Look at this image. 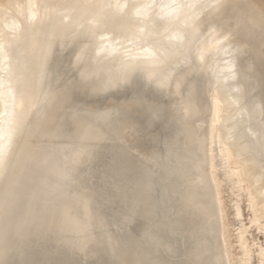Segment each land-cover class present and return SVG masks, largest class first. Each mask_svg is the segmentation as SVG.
<instances>
[{
	"label": "bare ground",
	"instance_id": "obj_1",
	"mask_svg": "<svg viewBox=\"0 0 264 264\" xmlns=\"http://www.w3.org/2000/svg\"><path fill=\"white\" fill-rule=\"evenodd\" d=\"M2 1L0 0V183L11 173V163L24 145V136L29 132L31 134L35 131L39 132L38 130L46 122H49L50 133L54 134L62 129L64 131L65 121L75 119L76 114H79L78 121L79 118L86 119L91 125L95 122L109 123L111 116L118 114L116 126L124 130L129 128L132 133L144 131L145 134V130L148 131L149 128L153 130L158 128L154 130L156 135L154 139L149 137L153 136V130L152 134L151 129L148 131V138L152 139L150 142L153 146L154 144L162 146L158 148L157 153H154V147L153 153H150L151 145H148L149 149L147 148L149 152L141 150L143 147L136 150L137 156H146L148 163L144 165L141 175L131 174V177H134L133 186L123 195L129 196L130 204L129 207L123 205L122 211L126 212L129 209L130 212H136L135 201L139 200L144 207L148 208L145 203L150 204L154 199L151 206L148 205L151 208L146 210L149 214L144 218L150 226L160 222L161 232L165 230L164 234L169 233V230L172 231L169 234L170 237L168 234L163 235V237H169L167 240L171 242L167 241V243L166 240L158 239L161 243L164 241L165 246L171 245L173 248L178 238L188 240L190 244L187 243L186 249L181 253V257L184 256L182 258L186 257L187 260V262L182 261L183 264H227L221 238V215L217 190L210 173V139L212 130H216L227 161L241 168L242 175H239L237 171L235 174L240 182L247 183L255 221L264 219V112L258 101L245 102L242 83L245 77L252 75L253 61L259 64L264 77V3L259 0H209V3L205 5L210 4V7H215L214 14L216 12L217 15L215 14V17L212 14L213 21L211 22L210 19L207 23L209 28L205 27V31L199 32L198 39L195 36L197 40L194 39V35L192 36L195 41L194 44L191 43L193 44L191 48L188 42L191 40L189 36L192 33L186 32V35H182L184 29L175 27L197 25L203 20L207 10L202 12L205 9L204 6L203 10H200L205 15L203 16L201 12L199 14L200 6H195L197 0H147L151 3H143L144 0ZM183 6L185 8L178 11ZM210 10L209 8L208 12ZM236 18L246 23L244 27L258 30V34L253 42L248 43L250 40L242 39L243 35L240 32L243 41L239 44L247 50L237 49L238 51L234 53L235 49L231 51L226 43L225 46L228 49H224V45L220 46L224 49V53L217 59L216 55L212 54L215 50L210 52V49L214 44L221 43L230 30L237 32L236 35L233 34V37L237 38L239 34L237 28L228 27L231 24L229 22ZM166 25H172L173 27H170L173 30L162 31L164 29L162 27ZM225 26L229 28V31H226ZM157 30L159 31L156 32ZM211 31H215L214 33L217 31L218 34L209 36ZM205 33L208 34L205 36ZM194 34H196L195 31ZM186 43L190 48L183 46L184 57L177 64H172L178 53H174L175 47L180 44L178 48H183L182 45H187ZM117 46L124 48V51L116 49ZM217 46L214 49H220ZM239 51L242 55L241 52L239 55L236 54ZM194 53H196L195 61L191 58V62H194L191 65L188 58ZM210 57H213L216 62H213L214 59ZM179 67H183L184 70L178 72ZM55 69L58 71L54 72ZM60 81L67 82L63 89L60 91L49 89L51 82ZM88 83L91 84L88 92L90 94L96 92L99 96L98 100L94 104H87L84 107L85 110L80 107L81 100H77L73 105L68 106L70 115L64 121L63 117L69 112L66 113L62 109V103L72 86L84 91L83 85ZM43 84L45 89L40 92ZM161 97H165L164 101L169 99L168 104L161 103V105ZM161 100L163 101V98ZM125 102L128 109L131 107L128 103H133L132 106L135 107L146 105V102L150 103L148 107L138 108L137 116L142 117L144 127L138 126L135 120L127 119V112H123ZM161 128L164 130L163 133H167L163 134ZM72 142L59 144L48 141L50 151L45 158L48 163L46 176L66 228L74 233L76 238L78 236L84 239L83 233L89 230L88 215L91 197L84 190L87 176L81 172V168L76 166V163L80 160L79 162L91 165L94 163L97 149L95 145L86 143V146L80 148L81 155L74 162L67 154ZM40 157L43 155L38 153L30 159L34 161ZM134 165V161L124 162L123 180L127 174L132 173ZM152 189L153 195L150 191ZM144 213L145 211H142L140 216ZM158 217L160 220L155 221ZM159 224L156 225L157 229H160ZM173 230L176 232L174 233ZM161 232L160 234H163ZM88 235L91 234L88 233ZM88 238H85L83 242L78 240L77 245L80 246V242L85 245ZM22 240L25 243V237ZM61 240L65 241L63 238ZM76 240L74 241L77 242ZM179 240L178 244L181 241ZM35 243L33 250L36 248L38 250L40 244H36L38 246L36 247ZM18 244L20 242L16 247H14L15 244L12 246L15 248H13L15 258L19 253L16 249L19 247ZM124 244L125 242L115 240L111 243L110 251L117 257L119 264L125 262ZM49 245L51 247L49 250L54 248H52L53 245ZM62 245L66 248L64 244ZM165 246L163 250L166 249ZM171 246L170 249H172ZM12 247L7 246L8 250ZM21 247L20 253L22 255L26 253L24 256L28 257V260L26 257L25 259L30 262V257L37 252L33 251L32 255L30 253L27 256L32 251V246H28L31 251L28 249L25 253L22 250L26 246ZM70 247L71 250L68 249ZM41 248L44 246L39 249ZM68 248L67 250L72 252V246ZM14 250L11 251L14 252ZM53 250L52 253H54ZM57 250L54 251L57 252ZM93 250H90V253ZM100 250L103 251L101 248ZM168 250L169 247L165 251ZM176 250L180 252L181 248ZM42 251L38 253L41 254ZM21 254H19L20 257ZM46 254L37 257L41 259V256ZM9 255L8 257L12 256ZM86 255L83 256L86 257ZM97 255L100 260L98 258L99 261L97 260L98 263H96L99 264L104 257L99 256L98 252ZM167 255L169 253L166 252L164 258H167ZM260 256L261 264H264V250ZM8 259L13 260V258ZM37 259L31 260V264H37L39 262ZM49 259L44 260L48 262ZM64 259L62 257V260ZM72 260L69 261L71 264ZM80 260L84 262V258ZM85 260L88 259L85 258ZM95 261L90 263L93 264ZM102 262L100 264H106V261ZM111 262H114V259ZM140 264L145 263L142 261Z\"/></svg>",
	"mask_w": 264,
	"mask_h": 264
},
{
	"label": "rangeland",
	"instance_id": "obj_2",
	"mask_svg": "<svg viewBox=\"0 0 264 264\" xmlns=\"http://www.w3.org/2000/svg\"><path fill=\"white\" fill-rule=\"evenodd\" d=\"M201 1H203V0H197L198 3L196 2L195 6L199 5L200 7H202V5H203V7L202 8L199 7L198 10H200V9L203 10V8L205 6V9L202 12H206V10H207L206 14L209 17L207 15H205V13H202L201 10L198 11L197 9H195V11H198L199 14L202 13L203 16L205 15L204 16L205 18L201 15V17H203L202 18L203 20H201L200 23H198L197 25L191 24L189 26H177V27H175L176 25L172 24L175 28L184 29V31H182V29H181L182 35H186L185 34L186 32H187V34H188V32L190 34L192 33L190 35L191 37L188 35L189 40L191 38L190 42H188V44L190 43L189 46H191V48H192V45L194 44V41L198 39V37H199L198 33L200 32V30L205 31L206 29H208L209 26L207 25V23L209 22L210 19L212 22L213 18H214L213 16L216 17V15H217L216 12H215L216 15L214 14L215 7L214 8L210 7L211 6L210 4L205 5L206 3H209V0H204L203 2H201ZM143 3H151V1L144 0ZM207 7H209L213 12L211 10L208 12L209 8L207 9ZM183 8H185V6L178 9V11L182 10ZM212 14H214V15L212 16ZM206 19H208V20H206ZM204 22H205V24H204ZM172 25H166V26L162 27V28H164V29H162V31H167V30L169 31L170 29L173 30V28H171V27H173ZM204 25H206V26H204ZM192 26H194V27H192ZM195 26L199 27V28L197 29ZM205 27H207V28L205 29ZM228 27L230 28V26H228ZM228 27L226 26V28H227L226 31L229 29ZM189 28H190V31H189ZM193 28H196V29L193 30ZM235 28H237V27L234 26L232 29H235ZM158 31L159 30H157L156 32H158ZM160 31H161V29H160ZM194 31L196 34H194ZM221 31H222V29H221ZM223 31L225 32V30H223ZM233 31L234 30H232V31L230 30L229 31L230 33L226 34L227 38L229 36V38H228L229 40L225 39L226 38L225 37L221 41V43L220 42L217 43L218 46H217V44H214L213 47L210 49V52L215 50L214 52H212V54L216 55L215 57L217 59L223 56L224 49L229 48V49H231V51H232V49H235V51H233L234 53L236 51H238L237 50L238 48H234L235 45H237L236 47H240L241 50H244L245 47H243V46L241 47V45L239 44L242 41L241 37L243 34L240 35L241 33L238 31L239 34H237V36H236L237 38H234L233 34L236 35L237 32L234 31L235 32L234 33ZM183 32H184V34H183ZM214 32L215 31L209 32V36H211V35L214 36V34L216 35L217 31H216V33H214ZM221 33H223V32H221ZM230 34H231V36H230ZM193 35H194L195 40L192 39ZM197 35H198V37H197ZM195 36L197 39L195 38ZM230 37H232V38H230ZM204 38H207V37H204ZM239 38H240V40H239ZM242 39H246L245 41L250 40V38L245 37L244 35H243ZM201 41H203V40H201ZM249 42L250 41H248V43ZM191 43H193V44H191ZM226 43L227 44L230 43L231 45H233L232 46L233 48L229 44L226 45V46H228V48H226V46H225ZM188 44L182 45V47L183 46L189 47ZM179 45H177V46L179 47ZM222 45H224V49L222 48L223 50L221 49V47H223ZM216 46L217 47L221 46V47H220V49H218V48L214 49V48H216ZM119 47L117 46L116 49ZM178 47H175L174 53H176V52H178V53L176 56L177 58L175 57L172 64H177V62L180 61L182 59V57H184V55H183L184 47L183 48H181V47L178 48ZM119 49L122 52L124 51V48H122V47ZM121 49H123V50H121ZM245 49L247 50V48H245ZM221 50H222V52H221ZM220 52L222 55L220 54ZM240 52L241 51L237 52L236 54L239 55ZM230 53H232V52H230ZM240 54H242V52ZM195 55H196V53H194L193 55H191L190 58H188V60H190L189 62L191 63V65L194 63V62H191V60L194 58ZM214 55H213V57H214ZM218 55H219V57H218ZM228 55L231 56V54H228ZM213 57L212 58L210 57V58L213 60L214 59ZM193 61H195V58ZM214 61H215V59L213 60V62ZM217 64H219V63H217ZM183 70H184L183 67H179L177 71L182 72ZM57 71H58L57 69L54 70V72H57ZM242 83L244 86L243 96H244V100L246 103H251L252 101L260 99L259 98L260 95L258 93H255L257 91L253 92V90L255 89L254 88L255 85H253L252 82H250L251 83L250 84L248 79H247V80H244ZM66 84H67L66 81H60L58 83L51 82L49 89H52L53 91H60L61 89H63L66 86ZM90 85H91L90 83L84 84L83 89H82L84 91H80L78 87L72 86L70 93L68 94V96L66 97V99L62 103L63 104L62 109H64L66 113L69 112L70 110L67 109L68 106L73 105L77 100H81V106L80 107L81 108L83 107V109H84V107H86L87 104L88 105L94 104L98 100L99 96L96 92L91 93V94L88 92L89 88L91 87ZM251 87H253V88H251ZM44 89H45V86L43 84L40 88V92H43ZM54 93H56V92H54ZM251 94H252V97H251ZM175 96H177V95H175ZM162 98L164 101L165 97H161V99ZM161 99H160V104L161 103L162 104H168V102L170 101L169 99H167L163 102ZM174 100H175V98H174ZM149 104L146 102V105L143 104L140 107L136 106L137 107L136 108L135 106H132V105H134L133 103H131V104L128 103V106L129 105L131 106L128 109V107L126 106L127 102H125V104H124L125 108L123 109V112L124 113L127 112V119L130 118V120H135V123L138 126L144 127V122L141 119L142 117L137 116V114H138L139 109H142L146 106L148 107ZM69 115H70V112L67 113V115L63 117V120L67 119V117ZM78 115L79 114H76L75 119H68L66 121L64 120L65 121V126H64L65 130L64 131L62 129V131H58L54 134H51L50 133V126H48L49 122H46L43 125V127L38 130L39 132L35 131V133H33V134H31L30 132L28 134H26L23 138V141H24L23 144L24 145H23L21 151L16 155V157L13 160V163H11V173L8 176H6L2 180V183L0 184V220L3 218L16 220L18 217H20L19 219L16 220L17 223L15 225H13L12 228L10 227L4 231L0 230V237H1L0 243L2 246H5L6 248L8 246V248H9L15 244L14 247H16L17 243L20 242V244H18L19 247L16 248L17 251L19 252V253L16 252L18 254V256H16V257L17 258L19 257L20 260H19V258L18 259L15 258V250H14L15 248L12 247L11 250L12 251L14 250V252L10 251L12 253H9V254L12 256L9 255L10 257H8V258H13V260L8 259L7 264L11 263V261L13 263V262H15V260L21 261L23 258L25 259V257H26V256H24L26 254L25 252H28V249L30 250V248H28V246L29 247L32 246V248H31L32 251L30 250L31 252H29L27 254V256L30 253H31L30 255H32L33 251L37 252V253H33L34 256L32 255V257H35V256L37 257L38 255L40 256L41 254H46V252H47V254H49V256H47V254L44 256H41V259H39L40 257L39 258L37 257L38 258L37 259V258H32L29 256L32 261L37 259L39 262L42 261L44 263L45 260L49 259V258L54 259L56 257L57 259L55 258V260H62V257L67 259L68 256H71L72 258H74V260H72V258H70L69 260H66V261L72 260L73 261L72 264H74V263L78 264V262H80L79 264H84V263L85 264H92V263H90V261H94V260H96V261L93 262V264H97L98 258L100 260V257H98V255H97V252H98V254H100L99 256L104 257L103 260L101 258V261L99 262V264L102 261L103 262L106 261L105 262L106 264H113V263L119 264L117 261V257L110 251L111 243L114 240L116 242H119V241L125 242V244H124V251H125V262H124V264H140V262H142V261L145 264H178V263L183 264L182 261H184V260L187 262V260L185 259L186 257L185 258H182L184 256L181 257V253H183V251L186 249L185 247H187L186 244L188 243V240L184 241V239L178 238V240L179 239L181 240V241L179 240L180 244H178L179 243L178 240H176L177 242L176 241L174 242V244H176V246L174 245L173 248L179 249V247H180L181 251L183 250L182 252L181 251L177 252V250L173 249L171 245L170 246L172 249H170V246L164 245L165 244L164 241L166 240V242L167 241L171 242V240H167V239H169V237L171 236L169 234L172 233V231L170 232V230H169V233H166L169 235V237H166V236L163 237V235H166V234H164V232H165L164 229L168 228V227H163L164 229H162V230H164V232H161L162 227H161V224H159L160 222H157V224L160 225V229H157L158 225L156 224V222H155V226H150V223L147 221V219L144 218V216H147L149 214L146 210L151 208L150 204L154 200L152 197L151 198L153 200L151 201V198H150V201H151L150 204L148 202H147L148 204L145 203V206H147L148 208L144 207L142 202L139 200V201H135L136 202V205H135L136 212H134V211L130 212L129 209H127L126 212H123L121 209V207H124V206L129 207V204H130L129 196L125 197L123 195H125L124 192H127L128 190L130 191L132 186H133V183H134L133 178L134 177H131V174L132 175H136V174L141 175L143 173V172H141V171H143L142 169H144V167L148 163L146 156H144V157L143 156H137L138 153L136 152V150L137 149L140 150L143 147L141 150H145L146 152H149V151H147L150 148L148 145H151L152 146L151 149L154 147L153 148V149H155L154 153H157L156 151L158 150V148L162 147L160 144H159V146L157 144H156L157 146L155 144L153 146V143L150 142L152 139H154V136H156L154 134L155 133L154 130H157L158 128H156L154 130L149 128V130L151 129L150 130L151 134H152V130H153V136L152 135L149 136L150 138L152 137V139L150 140V138H148V131L149 130L148 131L145 130V134H144V131L143 132L141 131L138 133H132L131 129H129V128L124 130L122 128H119V126H116V120H117L118 114L112 115L111 121L109 123L105 122V121L103 123L95 122V123H93V125H91V123H89L90 121H88L86 119H80L79 118V121H78ZM163 132H164V130L162 129V133ZM165 133H167V132H165ZM165 133H163V134H165ZM30 135L31 136L35 135V136L32 138ZM28 140H30L29 143H28ZM49 140L57 142L59 144H66L67 142L73 141L71 144L72 146L70 147L69 153H67L72 161H74L75 159H77L81 155V153H80L81 149L80 148H82V146H84V145L86 146V143H91L92 145H95V148L97 149L96 155L94 156V163H92L91 165H86L82 161L79 162L80 160L78 161V163H76V166L81 168V172L87 176L86 184L84 185V190H86L87 193L91 197L90 210H89V215H88V226H89L88 231L89 232L87 231L85 234H83L84 239H82L81 237H77L80 239H77L76 237H75V239H74V237L72 239V237H70L72 239L71 240L70 238L67 239L68 237H66L65 235L59 234L60 233L59 225H57L58 223L56 224V222H57V219L59 217L60 209H58V207H57V201H56L54 195L52 194V191L50 190V186L48 184V179L46 176V174H47L46 168H47L48 163H47V161H45V158L47 156L48 151H50V147L48 145ZM210 140H211L210 141V144H211L210 145V152H209L210 164H211L210 173L212 176L213 184L217 190V199H218V205H219L220 215H221V238L223 241L224 252H225V255L227 258V264H261L260 254L264 250V219H259V221L258 220L255 221L254 209L252 208L250 201H249V194L247 191V183L240 182L238 176L235 174V172L237 171L239 175H242L241 168L238 165L234 166V164H231L227 161L226 156L222 152L223 146H222V144L218 138L217 131L214 129L212 130V136H211ZM217 141H219L220 143ZM136 144H138V145H136ZM142 145H144V146H142ZM153 149L150 151V153H153L152 152V151H154ZM38 153L43 155V157L37 158L34 161H32L30 159V157H32ZM120 159H122V160H120ZM130 161H134L135 165L133 167L132 173L130 172L129 174H127L125 176V179L123 180L122 176H123L124 169H125L124 168V162H130ZM231 171H233V173ZM150 191L152 192V195H153V192H154L153 189ZM150 191H148V192H149L150 196H152ZM157 191L158 190H156V193H158ZM157 198H158V195H157ZM148 205H150V206H148ZM152 209H153V207H152ZM142 211L143 212L145 211V213L143 216H140L142 214ZM92 215H94L95 217ZM96 217H98V218H96ZM160 218H161V216H160ZM159 220L160 219L158 217V220H155V221H159ZM31 224H33V225H31ZM166 224L167 223H165V225ZM51 225H52V227L54 226L53 229H52ZM169 225L171 226V224H169ZM153 227H155V228H153ZM55 228H56V230H55ZM169 228L172 229L171 227H169ZM168 229L166 231H168ZM158 230H160V231L158 232ZM92 231H93V234H92ZM174 231L175 230H173V232ZM95 232H97V233L95 234ZM160 232L163 234H160ZM88 233H90L91 235H88ZM112 233H113V235H112ZM56 236L58 238L60 237L59 240ZM95 236L97 237V239ZM161 236L163 238H166V239L161 238ZM24 237L26 239L25 242L28 241L27 239H29V241L26 242L27 244H29L30 240L32 243L30 242V244L27 246L24 245V246H26L25 248H27V251H25V248L23 247L24 250H22V251L25 254L22 255L19 250H21L20 248H22L20 246L22 244L21 242L23 241V243H24V240H22V238H24ZM100 237L102 239H100ZM114 237H116V238H114ZM62 238H63V240L67 239V240H65L66 242L62 241L61 240ZM85 238H88V239H86V242L84 245L82 242H83V240H85ZM172 238L174 240V237H172ZM158 239L161 241L164 240L163 241L164 243L163 242L161 243V241H158ZM53 240H55V241H53ZM68 240L70 241V243ZM74 240H76L77 242H75ZM78 240L82 241L79 244L83 248L82 252L85 253L83 255H86L89 253V255H86V257L83 256L82 253L79 254L80 256L77 254V252L75 254L72 253V252H74L73 250H75V248H73V247H76L75 245H77L79 242ZM173 240H172V242H173ZM40 241H41V243H40ZM50 241H51V243H50ZM61 241L63 242L62 244H64L66 246V248L60 243ZM89 241H90V243H89ZM44 242H46V243L44 244ZM64 242L66 244L67 243L68 244L66 245ZM91 242H93V243H91ZM34 243H35L36 247H38L37 245L40 244L38 247V250H37V248L33 250V247H34L33 244ZM54 243H56L55 244L56 246L58 245L57 246L58 248L56 246L54 247ZM46 244L47 245L51 244V246L53 245L52 248L53 247L55 248V249L53 248L54 250L58 249L60 251L57 250V252H56L53 249L49 250V248H51V247L49 245L47 248ZM60 244L62 247L60 246ZM89 244H91V245H89ZM160 244L165 246L166 249L163 250V246H161ZM170 244H173V243H170ZM188 244H190V243H188ZM45 245H46V248H45ZM88 245L90 248L92 246V249H90V248L88 249ZM41 246H44V248H41V249H43V251L41 249H39ZM69 246H72V252L70 251L71 247L68 248ZM177 246H178V248H177ZM84 247L87 249L85 251H89V252H85ZM94 247H96V248L98 247V248L94 249ZM167 247H169V250L165 251V250H167ZM60 248L61 249L64 248V249L61 250ZM67 248L70 250L68 251ZM100 248L103 249V251L100 250ZM93 249L95 250V253H94ZM52 250L55 254L51 252ZM65 250H67L69 253H67V251L65 252ZM90 250H93V252L91 251V253H90ZM173 250H175L174 253H173ZM38 251H40V252L42 251V253L39 254ZM48 251H50V253ZM62 251H64L68 255L63 256V254H65V253ZM164 251H165V253H164ZM166 252L169 253V255H167L168 256L167 258L166 257L164 258V256L166 255ZM57 253L58 254L61 253V254L58 255ZM71 253L73 254V256ZM19 254H21V257H23V258H21ZM51 254H53V255L50 256ZM56 255H58V256H56ZM90 255H91V257H90ZM93 255H95V256H93ZM66 256H67V258H66ZM81 256L84 258V262H83V260H80V258L83 259ZM92 256H93V258H92ZM42 257L45 260L42 259ZM59 257H60V259H58ZM27 258L28 257H26V259ZM85 258L88 260L86 261ZM90 258H91V260H90ZM174 258H175V260H174ZM26 259L24 261H26ZM109 259H110V261H109ZM113 259H114V262H111V261H113ZM166 259L169 261H167ZM31 260H30V263L32 262ZM49 260H47V261L50 262ZM26 262H29V261H26ZM39 262H37V264H39Z\"/></svg>",
	"mask_w": 264,
	"mask_h": 264
},
{
	"label": "water",
	"instance_id": "obj_3",
	"mask_svg": "<svg viewBox=\"0 0 264 264\" xmlns=\"http://www.w3.org/2000/svg\"><path fill=\"white\" fill-rule=\"evenodd\" d=\"M239 1H245V0H239ZM253 1V0H252ZM260 2L264 3V0H259ZM231 23L230 25L228 26H231V27H234V26H237V30L239 32H241L245 37H248L250 38V43L253 42L255 40V37L256 35L258 34V30H253L251 29L250 27H244V25L246 24L243 20L239 19V18H236L234 21L232 22H229ZM226 27V26H225ZM224 28V27H223ZM200 32H203V30H200ZM208 33H205L204 35H207ZM243 41V40H242ZM229 45H231L230 43H228ZM227 44V45H228ZM233 46V45H231ZM239 46V45H238ZM236 47V46H234ZM242 47V46H241ZM237 48V47H236ZM238 50H241L240 47H238ZM242 51V50H241ZM244 51V50H243ZM242 55V54H241ZM244 55V54H243ZM251 71H252V75L248 76V77H245L244 80H247L250 82H252V84H254V90L253 91H257V93L260 95V99L256 100L260 103V105L262 106L263 108V112H264V77H262V74L263 72L261 71V68L259 66V64L257 62H252L251 64ZM46 161V159H45ZM2 183V181H1ZM0 183V184H1ZM51 190V188H50ZM20 217H18L17 219H19ZM16 219V220H17ZM15 219H6V218H3L0 220V230L4 231L8 228H12L13 225H15L17 222H16ZM58 223V224H57ZM57 225H59V231H60V234H63L65 235L66 237L70 238V237H76V235H74V233L70 232L66 226H65V223L64 221L62 220V216H61V212H59V217L57 219V222H56ZM33 225V224H31ZM87 231H85L83 234H85ZM78 237V236H77ZM1 239V237H0ZM22 245H29L27 244L26 242L25 243H22L20 246ZM80 245V244H79ZM76 247L74 251V253H82V250L83 248L78 246V245H75ZM11 250H8L5 246H2L1 243H0V264H6L7 261H8V255L10 253ZM83 254V253H82ZM70 258H72L71 256H69L67 259H64V260H55V259H51L49 260L50 262H39V264H71L69 261H66V260H69ZM40 259V258H39ZM12 264H31L30 262H26V261H16Z\"/></svg>",
	"mask_w": 264,
	"mask_h": 264
}]
</instances>
